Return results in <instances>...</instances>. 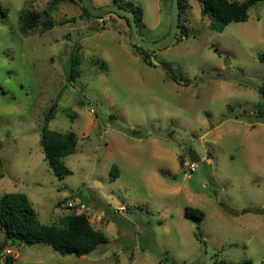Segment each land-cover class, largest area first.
<instances>
[{"label":"rangeland","instance_id":"obj_1","mask_svg":"<svg viewBox=\"0 0 264 264\" xmlns=\"http://www.w3.org/2000/svg\"><path fill=\"white\" fill-rule=\"evenodd\" d=\"M30 1L0 0V194H26L44 224L75 211L93 219L104 210L96 227L108 245L75 257L15 243L0 252V264L5 255L14 264H158L161 258L264 264V65L257 59L264 50V1L248 9L245 22L217 32L197 0H181L187 35L177 33L168 47L149 52L157 66L134 53L123 19L113 13L81 19L78 2L64 0L51 11V30L22 35L18 15ZM116 1L141 8L145 41L167 34V0ZM48 2L35 0L34 7L40 12ZM73 47L79 74L67 83ZM167 71L181 80L171 81ZM58 94L48 129L77 137L75 153L63 159L71 170L64 178L50 169L39 143L43 114ZM186 147L201 158L192 173L183 164ZM94 191L105 200L101 208L91 200ZM197 200L210 239L224 242L218 254L183 217ZM121 203L125 213L115 211ZM241 213L247 214L228 215Z\"/></svg>","mask_w":264,"mask_h":264},{"label":"trees","instance_id":"obj_2","mask_svg":"<svg viewBox=\"0 0 264 264\" xmlns=\"http://www.w3.org/2000/svg\"><path fill=\"white\" fill-rule=\"evenodd\" d=\"M63 1L64 0H49L47 7L43 8L40 12H37L31 2L30 4H26L22 7L18 15V31L22 35L27 36L37 29L42 33L51 30L56 25L54 20L50 17L51 11L56 9V6ZM66 1L79 3V17L81 19H95V17H92L86 11L81 3V0ZM178 1L179 9L182 11L181 0ZM197 1L201 6V12L211 19L210 29L221 32L229 23L245 22L248 19V9L257 2L264 0ZM112 2L120 7L133 11L139 28L142 19V10L140 7H135L134 5L126 4L122 1L113 0ZM6 11L7 10L5 9L4 12L6 13ZM116 16L123 19L129 28L128 21L125 17ZM178 33L181 38L187 35V30L182 28L180 23ZM177 36L178 35H176V37ZM131 46L134 49V53L140 57L144 64L153 65L151 62L152 58L149 53L150 51L143 50L134 45ZM74 50H76V47H73L70 56V65L66 77L67 83H71L79 74L77 67L78 60L76 57H73ZM257 59L264 65V50L257 55ZM167 77L176 83L178 80H181V78L179 79L177 75L168 71ZM186 84L187 82L183 81V85ZM259 92L264 97L263 88L260 87ZM59 96L60 94H58L55 100L52 101L43 114L39 143L44 159L50 169L58 178H64L71 173V170L64 164L63 159L66 156L75 153L77 137L73 131L61 133L48 129V123L54 118L58 106L57 102ZM183 156H187L186 152H183L182 157ZM180 157L181 155L178 157L179 160ZM113 170L116 172V167L113 166L111 173H113ZM245 211L246 210H242V212ZM183 216L184 218L191 219L195 222V237L199 242H202L199 225L204 217V212L197 207L185 206ZM0 234L3 236V239L0 240V252L8 245L15 243H22L26 245L45 244L50 246L54 251L62 256L73 255L75 257H80L91 253L96 248L102 247L108 242L104 233L92 225L89 220V215L85 212L65 214L59 217L55 223H41L27 195L19 192L0 194ZM14 261L15 258L10 255H5L3 258V264H14ZM165 261V258L159 259L160 263L166 264Z\"/></svg>","mask_w":264,"mask_h":264},{"label":"water","instance_id":"obj_3","mask_svg":"<svg viewBox=\"0 0 264 264\" xmlns=\"http://www.w3.org/2000/svg\"><path fill=\"white\" fill-rule=\"evenodd\" d=\"M169 2L171 6L170 27L167 34L157 41L147 42L143 39L142 35L139 33L138 25L133 11L124 7H120L115 3L96 7L93 5L92 0H81L82 5L92 17L97 18L107 13H114L120 17H125L128 21V25L130 28L129 42L136 47H140L141 49L148 51H157L159 49L168 47L174 41L179 31V17H180L179 1L178 0L166 1V3ZM151 62L156 66L159 64L153 58L151 59ZM132 134L135 135L138 134V132L133 131ZM186 155L191 163L197 164L201 161V158L198 155V153L191 147H186ZM182 176L183 173L181 172L179 174V177ZM104 245L107 246L108 243H105Z\"/></svg>","mask_w":264,"mask_h":264},{"label":"crops","instance_id":"obj_4","mask_svg":"<svg viewBox=\"0 0 264 264\" xmlns=\"http://www.w3.org/2000/svg\"><path fill=\"white\" fill-rule=\"evenodd\" d=\"M33 5H34V3H35V0H31L30 1ZM111 4V3H110ZM1 5V4H0ZM6 8V7H5ZM6 10H8L7 8H6ZM6 13H7V11H6ZM108 24V23H107ZM109 25V24H108ZM139 30V29H138ZM122 31V30H121ZM123 32V31H122ZM181 155V152L178 154V157ZM114 166V165H113ZM112 166V167H113ZM115 167V166H114ZM183 173V172H182ZM111 174V173H110ZM119 176V173L116 171L115 173H114V176ZM185 176V174L183 173V176H182V178ZM91 197L94 199H91L93 202H94V204H96V206L97 207H99L100 206V208H101V203L102 202H104L105 200H104V198H103V196L99 193V192H96V191H94V192H91ZM98 195L99 197H96V195ZM103 200V201H102ZM197 201H199L198 203H195L194 205H196V206H192V207H197V208H199V209H201L202 211H203V209H202V202L203 201H201V200H197ZM120 205H124L123 203H121V204H119L118 206H120ZM117 206V207H118ZM126 206V205H125ZM183 210H184V208H183ZM239 211V210H238ZM204 212V211H203ZM104 214H105V211L104 210H99V213H94L93 214V219H90L89 218V220H90V222L92 223V225L95 227V228H97L96 226L99 224V225H101L102 223H103V221H105L103 218H104ZM245 214H247V213H241V214H239V215H231V214H228V215H230L231 217H233V218H240V217H242V216H244ZM225 216V215H224ZM224 216L222 215V216H220L219 218H221L220 219V221H222V219H223V221L225 220L224 219ZM184 217V216H183ZM94 222H92V221ZM241 222V221H240ZM245 224H248L249 225V221H245L244 222ZM219 224V226L221 227V226H224V224L222 223V222H219L218 223ZM205 226H206V213L204 212V217H203V219L201 220V222H200V225H199V232H200V228L202 227L203 228V233L201 234L200 233V236H201V241L205 244V246L207 247V246H209L210 248H216V253L218 254V252H219V250H218V247H219V243H220V245H221V243H224V242H219V243H217V242H215L216 244H214L213 243V239L211 238L210 239V235L207 233L208 231H207V229L205 230L204 228H205ZM250 227V226H249ZM97 229H99V230H101L103 233H104V231H103V229H100V228H97ZM195 229H196V226H195ZM104 235H105V233H104ZM205 236V237H204ZM105 237L107 238V236L105 235ZM209 237V238H208ZM107 240H108V238H107ZM212 240V241H211ZM209 243V244H208ZM212 243V244H211ZM222 246V245H221ZM247 262H249V261H247V260H242L241 261V263L240 264H250V263H247ZM158 264H163V263H160L159 261H158ZM171 264H174V263H171ZM214 264H217L216 262H214ZM228 264H230V263H228Z\"/></svg>","mask_w":264,"mask_h":264},{"label":"built area","instance_id":"obj_5","mask_svg":"<svg viewBox=\"0 0 264 264\" xmlns=\"http://www.w3.org/2000/svg\"><path fill=\"white\" fill-rule=\"evenodd\" d=\"M184 164V167L188 170V172L192 173L195 168H196V164L195 163H191L188 158L186 157V159L184 160L183 162ZM76 205L74 202H68L67 203V207H71V208H74ZM80 208H83V207H80ZM85 210V209H84ZM115 211L116 212H121V213H125L127 211V207L125 205H120L118 206L117 208H115ZM74 213H82V212H74Z\"/></svg>","mask_w":264,"mask_h":264},{"label":"flooded vegetation","instance_id":"obj_6","mask_svg":"<svg viewBox=\"0 0 264 264\" xmlns=\"http://www.w3.org/2000/svg\"><path fill=\"white\" fill-rule=\"evenodd\" d=\"M113 3V2H112Z\"/></svg>","mask_w":264,"mask_h":264}]
</instances>
